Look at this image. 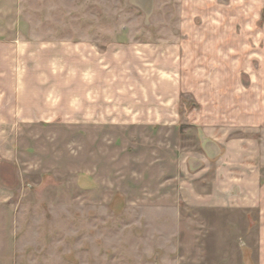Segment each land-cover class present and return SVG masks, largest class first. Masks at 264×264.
<instances>
[{
  "label": "rangeland",
  "instance_id": "1",
  "mask_svg": "<svg viewBox=\"0 0 264 264\" xmlns=\"http://www.w3.org/2000/svg\"><path fill=\"white\" fill-rule=\"evenodd\" d=\"M0 54L28 119L0 127V264H244L247 220L184 184L211 127L264 146V0H0ZM210 98L221 122L173 120Z\"/></svg>",
  "mask_w": 264,
  "mask_h": 264
},
{
  "label": "crops",
  "instance_id": "2",
  "mask_svg": "<svg viewBox=\"0 0 264 264\" xmlns=\"http://www.w3.org/2000/svg\"><path fill=\"white\" fill-rule=\"evenodd\" d=\"M13 55L15 53L11 57H14ZM3 57L4 55L0 54V64ZM80 67H82L81 70L84 69V65H78L77 70ZM81 70L77 72V75L80 74V76H78L76 85L84 88L85 81L82 78L80 79ZM3 73H5V68L0 65V75ZM96 77L93 79L92 84L94 91L98 88L100 81L98 76ZM194 84L191 86L189 84V87H193ZM110 87L116 89V85ZM189 87L186 90H189ZM194 87L196 89V86ZM20 88L19 85L13 86L11 92L8 93V102L5 100L4 88H0V127L2 129H4L2 123L28 120L25 115L21 114L20 107L22 105L20 101L16 102V99L20 100L22 95ZM195 89L194 91H196ZM131 95L130 92L129 97H132ZM194 95L195 97L199 96L197 93H194ZM100 96L99 93L98 97L100 98ZM133 99L134 103L136 100ZM97 101L93 104H89L86 100L79 101L78 111L85 113L89 104L92 105V107H89L92 109L94 117H96L100 112V108L105 105L100 100ZM134 104L136 106V109H133L134 112L137 116H141L140 119L143 121L160 122L169 120V117H166L164 113V104L151 108L152 112L150 114L148 113L149 105L146 103L135 102ZM175 106L177 111L174 113L176 118L173 120L178 119L180 121L183 116H187L195 119L199 117L201 121H211L212 123L221 122V107L218 100L210 98L209 103L203 104V113L199 115L191 112L182 115L180 105L177 106L176 104ZM121 116L125 115L122 114ZM228 118L229 120L232 118V122L238 120V116L235 118L228 115L226 119ZM121 119L116 118V120ZM211 128L213 129L206 132L209 137H203L201 155L199 157L190 156L189 158L191 162L190 169L187 167L186 170L189 180L188 183L184 184L188 192L184 191V199L188 202V205L203 207L210 212L227 213V215L236 214L237 217L243 216L247 220V228L242 230L245 235L243 249L246 260L244 264H264V146H261L254 139L230 138L229 132H224V130L215 127ZM235 128H237V125Z\"/></svg>",
  "mask_w": 264,
  "mask_h": 264
}]
</instances>
